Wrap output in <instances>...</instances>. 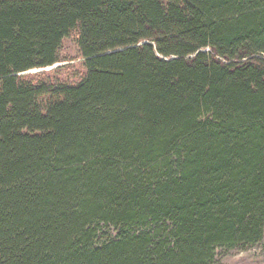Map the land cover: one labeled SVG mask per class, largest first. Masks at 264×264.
I'll return each instance as SVG.
<instances>
[{
    "label": "trees",
    "instance_id": "16d2710c",
    "mask_svg": "<svg viewBox=\"0 0 264 264\" xmlns=\"http://www.w3.org/2000/svg\"><path fill=\"white\" fill-rule=\"evenodd\" d=\"M73 33L84 71L46 69ZM263 237L264 0H0V264Z\"/></svg>",
    "mask_w": 264,
    "mask_h": 264
},
{
    "label": "rangeland",
    "instance_id": "374dc122",
    "mask_svg": "<svg viewBox=\"0 0 264 264\" xmlns=\"http://www.w3.org/2000/svg\"><path fill=\"white\" fill-rule=\"evenodd\" d=\"M62 51L69 59L56 63L55 67L68 64L67 66L71 67L64 71L69 70L70 76L84 71L83 58L79 51L75 33L65 38ZM39 70L41 69H33L29 72L34 73ZM213 264H264V237L261 242L246 248L219 249Z\"/></svg>",
    "mask_w": 264,
    "mask_h": 264
},
{
    "label": "bare ground",
    "instance_id": "6f19581e",
    "mask_svg": "<svg viewBox=\"0 0 264 264\" xmlns=\"http://www.w3.org/2000/svg\"><path fill=\"white\" fill-rule=\"evenodd\" d=\"M50 67H52L53 68V66H50ZM50 67H47L46 69H50ZM55 67V66H54Z\"/></svg>",
    "mask_w": 264,
    "mask_h": 264
},
{
    "label": "water",
    "instance_id": "95a60500",
    "mask_svg": "<svg viewBox=\"0 0 264 264\" xmlns=\"http://www.w3.org/2000/svg\"><path fill=\"white\" fill-rule=\"evenodd\" d=\"M55 65H53V67H54ZM50 68H52V67H50Z\"/></svg>",
    "mask_w": 264,
    "mask_h": 264
}]
</instances>
